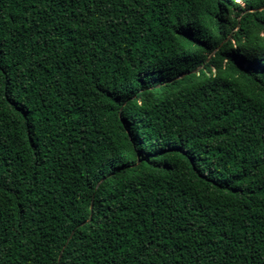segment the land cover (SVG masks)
Returning <instances> with one entry per match:
<instances>
[{
    "label": "trees",
    "instance_id": "trees-1",
    "mask_svg": "<svg viewBox=\"0 0 264 264\" xmlns=\"http://www.w3.org/2000/svg\"><path fill=\"white\" fill-rule=\"evenodd\" d=\"M0 264H264V0H0Z\"/></svg>",
    "mask_w": 264,
    "mask_h": 264
}]
</instances>
